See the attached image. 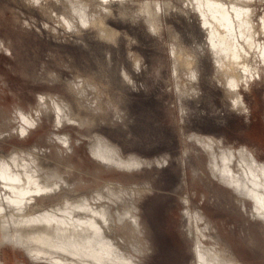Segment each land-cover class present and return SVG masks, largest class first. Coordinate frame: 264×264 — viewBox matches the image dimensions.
I'll return each mask as SVG.
<instances>
[{
	"label": "rangeland",
	"instance_id": "rangeland-1",
	"mask_svg": "<svg viewBox=\"0 0 264 264\" xmlns=\"http://www.w3.org/2000/svg\"><path fill=\"white\" fill-rule=\"evenodd\" d=\"M72 1L0 0V155L25 148L52 167L61 159L60 172L78 191L126 186L111 195L114 207L136 208L140 217L142 251L127 228L120 232L139 264H197L195 211L209 245L228 246L240 264H264V222L211 172L197 138L247 146L264 160V75L241 88L245 107L235 105L189 0H159L156 29L140 8L149 0H79L85 22ZM100 17L114 33L94 23ZM41 95L60 108L43 105ZM41 106L40 121L22 134L17 107L36 114ZM99 136L143 163L102 161L90 148ZM0 264L51 263L8 243Z\"/></svg>",
	"mask_w": 264,
	"mask_h": 264
},
{
	"label": "bare ground",
	"instance_id": "bare-ground-1",
	"mask_svg": "<svg viewBox=\"0 0 264 264\" xmlns=\"http://www.w3.org/2000/svg\"><path fill=\"white\" fill-rule=\"evenodd\" d=\"M72 3L84 18L85 5L79 0ZM189 4L199 13L209 33L218 62L217 75L227 85L234 104L245 107L241 88L264 75V8L262 12L259 10L264 0H189ZM140 8L150 14L151 27L156 29L160 1H145ZM64 21L73 22L68 18ZM94 23L104 27L107 34L114 33L105 26L102 17ZM41 97L43 105L51 107L48 101L53 100L60 108L58 100ZM35 111L36 114H30L17 107L15 117L19 119L22 134H27L40 121L43 107ZM60 138L70 147L68 133ZM197 138L208 148L211 172L234 188L246 212L264 222V160L247 146L236 148L211 137ZM90 148L102 161L119 167L131 168L143 163L137 156H121L117 147L100 136ZM62 162L59 159L56 167L41 162L34 149H14L0 155V261L2 247L9 243L51 264H139L136 255L120 240H125L120 232L127 228L132 247L142 251L138 238L142 233L140 217L134 212L136 208L114 207L116 198L111 195L126 186L108 182L106 190L78 191L70 188L71 182L60 172ZM51 199L53 202L47 204ZM247 199L253 202L251 209ZM193 217L197 264H240L228 246L209 245L208 236L198 223L199 213L195 211Z\"/></svg>",
	"mask_w": 264,
	"mask_h": 264
}]
</instances>
